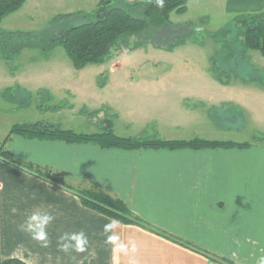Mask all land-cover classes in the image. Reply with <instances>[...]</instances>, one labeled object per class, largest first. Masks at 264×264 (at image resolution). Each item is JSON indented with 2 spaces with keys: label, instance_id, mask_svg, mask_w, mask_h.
<instances>
[{
  "label": "crops",
  "instance_id": "1",
  "mask_svg": "<svg viewBox=\"0 0 264 264\" xmlns=\"http://www.w3.org/2000/svg\"><path fill=\"white\" fill-rule=\"evenodd\" d=\"M226 1L229 7L239 3ZM229 10L255 12L239 7ZM17 89L19 92H13L19 100L20 94L32 98L33 92L27 88ZM47 89L40 87L37 91H48L54 105L63 103ZM3 91L0 101L16 104L7 101ZM176 96L194 99L198 102L194 105L203 107L184 108L187 119L170 125L163 118L126 121L120 111L106 106L65 108L79 115H84L80 111L83 108L102 110L95 117L84 116L94 124L97 117L100 121L107 114L112 116L114 131L121 136L251 144L197 149L101 148L94 143L12 134L6 148L13 158L0 156V259L18 258L28 264H226L222 257L236 264H260L264 257V131L252 132H259L253 136L261 140L251 138L252 133L251 139L236 140L233 132H245V123L249 125L250 121L240 119L231 104L221 102L207 107L200 103L199 96ZM8 113L9 109L0 105V115ZM178 116L180 120L185 117ZM45 118L39 120L54 123ZM13 124L7 123L0 131V145ZM25 164L66 171L73 185L98 188L124 200L150 225L111 218L91 209L75 191ZM37 209L53 219L47 224L42 218L29 222L28 217ZM22 224L27 230L21 229ZM42 233L44 239H39Z\"/></svg>",
  "mask_w": 264,
  "mask_h": 264
},
{
  "label": "rangeland",
  "instance_id": "2",
  "mask_svg": "<svg viewBox=\"0 0 264 264\" xmlns=\"http://www.w3.org/2000/svg\"><path fill=\"white\" fill-rule=\"evenodd\" d=\"M98 1L27 0L20 10L0 21V32L41 31L48 27L56 14L69 9L92 10ZM238 2V5L232 3L229 7L226 0H190L186 14H172L175 21L191 19L198 23L206 37L200 43L191 38L172 49L158 47L152 42L134 49L136 37H132L128 40L130 50L124 47L114 50L105 62L88 64L81 69L73 65L63 46H57L45 54L38 49L27 48L9 62L0 54V91L12 87L17 93V88L23 86L33 92L28 107L19 105L28 103L26 94H20L19 104L0 101L1 106L9 109L7 115H0V131L12 121H37L43 117L62 127H74L86 132L99 131V124L89 122L86 116L76 114L75 110L69 108L38 111L37 100L33 99L38 95V88L48 86L47 90L55 93L58 102L79 109L84 106L92 109L98 106L114 108L122 113L123 119L132 120L133 123L152 118H163L168 125L181 123L187 119L188 113L184 108L193 110L203 107L194 105L198 104L194 99L181 100L176 95L199 96L200 103L207 107L221 102L229 103L235 107L239 118L250 121L249 125L245 123V132H233L234 138L239 141L251 138L261 140L260 136H253L259 132H252L255 129L264 131V55L258 51H248L242 56L238 54L233 61L227 59L222 65L228 67L220 68L225 80L216 77L211 68L212 55L218 54L219 57L222 46L213 40L210 33L237 14L229 8L235 10L239 7L247 11L264 9V3ZM221 55L224 60V54ZM182 103L185 105L182 106ZM179 114L185 117L180 120L182 117ZM98 120L99 117L96 122Z\"/></svg>",
  "mask_w": 264,
  "mask_h": 264
},
{
  "label": "trees",
  "instance_id": "3",
  "mask_svg": "<svg viewBox=\"0 0 264 264\" xmlns=\"http://www.w3.org/2000/svg\"><path fill=\"white\" fill-rule=\"evenodd\" d=\"M27 0H0V21L20 10ZM190 0H99L92 10L62 12L52 17L48 27L41 31L6 30L0 32V54L7 62L25 49H38L50 53L57 46H63L68 57L77 69L88 64L105 62L113 51L128 47V40L136 37L134 49L144 43L152 42L158 47L172 49L184 44L188 39L200 43L203 31L195 20L175 21L172 14L184 15L188 12ZM203 22V21H201ZM213 40L222 46V55H212V70L219 79L224 78L221 72L224 61L234 60L238 54L258 51L264 55V9L255 12L237 13L224 26L210 33ZM227 50V53L225 52ZM242 54V55H241ZM218 58V59H217ZM220 59V60H219ZM232 60V61H233ZM221 64V65H220ZM14 72V71H13ZM2 96L9 102L18 103L12 87L6 88ZM33 100L41 110H54L72 107L66 103L54 105L48 91L39 92ZM21 103V106L29 105ZM19 104V103H18ZM92 118L102 110H80ZM99 124V125H98ZM99 131L78 132L64 128L59 124L44 120L14 123L7 137L0 145V156L13 158L6 145L12 134L33 139L63 140L68 143H94L101 148L119 147L125 149L140 148H204L248 146L251 142H235L194 138L191 140H169L159 137L121 136L114 131L113 117L108 114L97 121ZM32 170L43 174L49 180L75 191L82 203L111 218L128 219L148 224L130 209L128 204L111 194L94 187L75 186L69 181L66 171L55 172L52 169L25 164ZM150 225V224H148ZM214 257V256H213ZM226 264H236L228 258L220 257ZM219 259V258H218ZM0 264H28L18 258L0 259Z\"/></svg>",
  "mask_w": 264,
  "mask_h": 264
},
{
  "label": "clouds",
  "instance_id": "4",
  "mask_svg": "<svg viewBox=\"0 0 264 264\" xmlns=\"http://www.w3.org/2000/svg\"><path fill=\"white\" fill-rule=\"evenodd\" d=\"M37 218H42L45 221V224H47V222H50L53 219V217L51 215H49L46 212H42L41 210L37 209V210H34L30 214V216L28 217V220H29V222H31V221L36 220ZM29 226H30V223H29ZM20 227L23 230H27V229H25V226L23 224ZM79 236L82 237L83 233H80ZM38 238L39 239H44V234L42 233ZM63 250L67 251L68 249H67L66 246H64ZM79 250L82 251L83 249L81 248ZM260 264H264V257L261 258Z\"/></svg>",
  "mask_w": 264,
  "mask_h": 264
}]
</instances>
